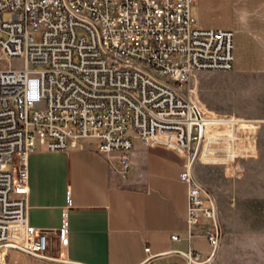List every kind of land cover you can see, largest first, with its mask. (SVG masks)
Wrapping results in <instances>:
<instances>
[{
  "label": "built area",
  "instance_id": "1",
  "mask_svg": "<svg viewBox=\"0 0 264 264\" xmlns=\"http://www.w3.org/2000/svg\"><path fill=\"white\" fill-rule=\"evenodd\" d=\"M196 1L0 0V61L20 62L0 69V252L48 251V232L28 221L29 157L39 145L66 152L97 141L101 154L120 153L124 174L137 141L180 157L189 232L200 213L214 220L190 174L197 148L201 164L251 158L238 145L253 137L256 148L259 125L249 121L253 132L239 133L240 118L209 121L184 89L195 74L230 72L235 61L234 32L201 28ZM68 234L64 215L58 236ZM216 240L215 229L213 249ZM185 254L190 264L206 261Z\"/></svg>",
  "mask_w": 264,
  "mask_h": 264
},
{
  "label": "crops",
  "instance_id": "2",
  "mask_svg": "<svg viewBox=\"0 0 264 264\" xmlns=\"http://www.w3.org/2000/svg\"><path fill=\"white\" fill-rule=\"evenodd\" d=\"M191 14L201 28L234 32L233 73L264 75V0H197ZM178 160L137 141L124 174L120 153L101 154L97 141L66 152L39 145L29 157L28 221L48 232V251L37 257L9 248L0 264H190L178 254L190 251L207 260L215 222L200 213L189 232ZM64 215L69 234L60 240Z\"/></svg>",
  "mask_w": 264,
  "mask_h": 264
},
{
  "label": "rangeland",
  "instance_id": "3",
  "mask_svg": "<svg viewBox=\"0 0 264 264\" xmlns=\"http://www.w3.org/2000/svg\"><path fill=\"white\" fill-rule=\"evenodd\" d=\"M11 64L20 62L0 61V69ZM197 81L193 80L195 98L209 121L240 118L239 133L253 132L249 121L259 125L256 148L253 137H243L238 145L240 151L255 152L253 157L194 166L196 179L216 201L222 229L220 249L211 264H264V75L201 72Z\"/></svg>",
  "mask_w": 264,
  "mask_h": 264
},
{
  "label": "water",
  "instance_id": "4",
  "mask_svg": "<svg viewBox=\"0 0 264 264\" xmlns=\"http://www.w3.org/2000/svg\"><path fill=\"white\" fill-rule=\"evenodd\" d=\"M199 150H200V144H199V146L197 148V152H196V154H195V156L193 158V161L191 163V166H190V174H191L193 180L204 191V193L207 195V197L211 201V206H212L213 213H214V222H215V226H216L217 240H216V244L214 246V249H213V252H212L211 256L205 262H202V263H194V264H211L214 261V259L216 258L217 254L219 252V249H220L221 237H222V229H221V225H220V221H219V217H218L217 204H216V201H215L212 193L203 184H201L196 179L195 174H194V166L197 163V158H198ZM12 248H16V249L22 250L23 252H26L28 254H31V255H34V256H37V257H43V256H38V255H35V254H32V253H29V252H27V251H25V250H23L21 248H18V247H12ZM178 254L180 256L184 257L187 260L189 259L188 256L185 253L179 252ZM149 261L150 260H148V262ZM148 262H145V264H147Z\"/></svg>",
  "mask_w": 264,
  "mask_h": 264
},
{
  "label": "bare ground",
  "instance_id": "5",
  "mask_svg": "<svg viewBox=\"0 0 264 264\" xmlns=\"http://www.w3.org/2000/svg\"><path fill=\"white\" fill-rule=\"evenodd\" d=\"M193 80H194V78H193ZM194 82H195V80H194ZM187 89L190 92V99L192 100V102L199 108V110H201V112L207 114L205 112V110L198 104L197 99L195 98L196 91H195V85H194L193 81H192L191 85L189 87H187ZM207 115L210 117L209 114H207ZM217 120H222V119H217Z\"/></svg>",
  "mask_w": 264,
  "mask_h": 264
}]
</instances>
